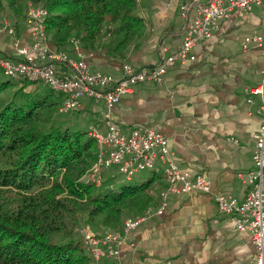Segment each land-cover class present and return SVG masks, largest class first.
Returning <instances> with one entry per match:
<instances>
[{
	"label": "crops",
	"instance_id": "obj_1",
	"mask_svg": "<svg viewBox=\"0 0 264 264\" xmlns=\"http://www.w3.org/2000/svg\"><path fill=\"white\" fill-rule=\"evenodd\" d=\"M184 1L190 0H137L144 23L138 35L123 44L110 35L105 44L80 46L79 52L90 70L116 77L125 61L155 64L184 40ZM217 24L210 37L194 45L192 61L171 66L162 83L137 84L112 114L126 131L138 124L153 125L169 138L175 161L192 175L207 176L213 193L242 198L247 184L237 173L254 166L253 132L261 122L256 113L260 97L248 88L259 82L263 60L255 43L245 50L241 42L253 29L264 35V17L254 7L244 17L235 11ZM17 39L29 43V28L18 36L1 34L0 50L12 53ZM167 186L163 175L158 192ZM254 250L250 233L235 230L211 194L170 192L164 212L152 214L130 232L122 264H252Z\"/></svg>",
	"mask_w": 264,
	"mask_h": 264
},
{
	"label": "trees",
	"instance_id": "obj_2",
	"mask_svg": "<svg viewBox=\"0 0 264 264\" xmlns=\"http://www.w3.org/2000/svg\"><path fill=\"white\" fill-rule=\"evenodd\" d=\"M30 3L48 9L49 39L70 54L72 38L84 47L110 35L123 44L144 25L137 0H0V27L7 19L18 34L29 28ZM62 99L44 81L0 68V264H93L83 241L87 224L98 233L118 231L127 216L160 203L161 168L127 178L112 164L103 167L100 184L82 178L97 157L90 127L103 123L102 107L84 97L61 111ZM99 264L114 260L104 256Z\"/></svg>",
	"mask_w": 264,
	"mask_h": 264
},
{
	"label": "built area",
	"instance_id": "obj_3",
	"mask_svg": "<svg viewBox=\"0 0 264 264\" xmlns=\"http://www.w3.org/2000/svg\"><path fill=\"white\" fill-rule=\"evenodd\" d=\"M258 6L264 17V0H190L180 5V14L185 19L184 40L170 53L152 65L137 66L125 61L121 66V76L101 70H90L89 61L79 52V38L75 42V52L57 49L50 41L46 30L48 9L41 5L29 4L26 20L29 25L31 41L20 43L17 39L11 56L0 55V68L13 77L25 76L40 79L59 91L62 96L61 111H68L80 106L84 97L96 101L103 100L106 110L103 124L96 123L90 127V133L99 144L97 157L92 164L91 177L97 184L102 180L104 166L117 164L127 178L143 169L161 168L168 186L162 190L157 207H147L142 213L125 218L122 229L107 230L98 233L89 226L82 229L86 249L93 254V264H99L101 257H111L114 264L123 262V246L128 243L130 232L137 228L152 214H161L167 206L170 192L184 193L199 190L209 193L219 212L225 213L235 230L248 231L254 245L252 264H264V35L253 29L244 36L241 44L247 50L250 43L260 49L263 65L260 80L248 88L249 93L260 97L256 113L260 125L253 132L255 142L252 159L254 166L237 173L247 184L242 198L211 191L210 179L202 173L191 174L175 161L170 149L169 138L160 130L148 124H138L129 132H123L121 123L114 118L112 111L125 93L142 82L162 83L168 69L177 62L187 63L195 58L192 49L199 41L211 36L218 28L217 20L237 12L239 17L246 16ZM18 36L17 29L7 19L0 27L1 33ZM253 103L251 97L246 98ZM102 125L106 131H102ZM234 139V138H233Z\"/></svg>",
	"mask_w": 264,
	"mask_h": 264
},
{
	"label": "rangeland",
	"instance_id": "obj_4",
	"mask_svg": "<svg viewBox=\"0 0 264 264\" xmlns=\"http://www.w3.org/2000/svg\"><path fill=\"white\" fill-rule=\"evenodd\" d=\"M255 8H258L259 9V7L258 6H255ZM251 32V31H250ZM1 34H4V35H6L7 33H1ZM199 41H201V40H199ZM198 41V42H199ZM92 71V70H91ZM95 71V70H94ZM100 101H103V100H100ZM98 102L99 103V105L100 106H103L104 104L103 103H105L104 101L103 102ZM102 123V122H101ZM103 124V123H102ZM150 126H153V125H150ZM102 131L103 132H105L106 131V128H105V126H103L102 128ZM123 132H129V131H126V129H123ZM83 179H86V180H91V181H93V179H92V177H91V170L89 169L86 173H85V175L82 177ZM102 181V180H101ZM91 224H87L86 226H89L92 230H94V231H96L95 230V228L93 227V226H90Z\"/></svg>",
	"mask_w": 264,
	"mask_h": 264
}]
</instances>
